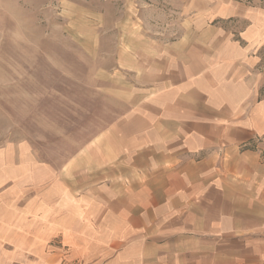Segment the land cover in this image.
Segmentation results:
<instances>
[{
	"label": "crops",
	"instance_id": "obj_1",
	"mask_svg": "<svg viewBox=\"0 0 264 264\" xmlns=\"http://www.w3.org/2000/svg\"><path fill=\"white\" fill-rule=\"evenodd\" d=\"M211 6L187 0L195 19L164 43L129 20L111 25V77L128 109L55 174L41 165L39 184L24 173V234L39 249L56 243L68 264H264L255 74L264 32L244 5ZM233 19L248 21L237 39L218 26ZM8 166L0 160V188L18 185ZM17 199L10 188L0 193V244L15 242Z\"/></svg>",
	"mask_w": 264,
	"mask_h": 264
},
{
	"label": "rangeland",
	"instance_id": "obj_2",
	"mask_svg": "<svg viewBox=\"0 0 264 264\" xmlns=\"http://www.w3.org/2000/svg\"><path fill=\"white\" fill-rule=\"evenodd\" d=\"M186 1L0 0V160L21 183L0 188L18 198L16 239L0 244V264L69 263L56 243L39 249L37 236L24 234L23 203L30 195L24 173L32 169V184H39L41 165L55 174L128 109L121 80L111 77L118 61L111 25L129 20L140 33L168 42L185 30L186 18L195 19V12H184ZM225 2L251 9L252 25L263 34L264 0H209V12ZM218 26L237 39L248 21ZM258 54V98H264V45Z\"/></svg>",
	"mask_w": 264,
	"mask_h": 264
}]
</instances>
